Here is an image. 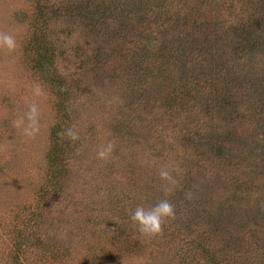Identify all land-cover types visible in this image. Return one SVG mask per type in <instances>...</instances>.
I'll return each instance as SVG.
<instances>
[{"label":"rangeland","instance_id":"1","mask_svg":"<svg viewBox=\"0 0 264 264\" xmlns=\"http://www.w3.org/2000/svg\"><path fill=\"white\" fill-rule=\"evenodd\" d=\"M0 33V264H264V0H0Z\"/></svg>","mask_w":264,"mask_h":264},{"label":"clouds","instance_id":"2","mask_svg":"<svg viewBox=\"0 0 264 264\" xmlns=\"http://www.w3.org/2000/svg\"><path fill=\"white\" fill-rule=\"evenodd\" d=\"M16 41L12 35L6 33H0V47H6L9 50L16 48ZM32 113L35 114V106L31 109ZM67 134L72 138L76 139V134L72 129H68ZM113 149V145L109 143L104 148L98 151L97 155L103 159ZM161 179L166 180L169 184L174 185L175 181L172 180L170 174L166 170H161L159 173ZM171 187H166L165 192L170 193ZM175 215L173 205L168 199H162L150 207H144L137 205L134 211L130 212L129 219L137 229L147 235H156L162 231V225L166 219L173 218Z\"/></svg>","mask_w":264,"mask_h":264},{"label":"trees","instance_id":"3","mask_svg":"<svg viewBox=\"0 0 264 264\" xmlns=\"http://www.w3.org/2000/svg\"><path fill=\"white\" fill-rule=\"evenodd\" d=\"M245 39H246V37L241 34L240 35V38H239V43L241 44L243 42V40H245ZM52 61H53V57H52V55L48 51L45 52L44 54L41 53V54L38 55L37 62H36V68H38L42 72H46L47 73V71H45L47 69L46 67ZM230 76H231V73H228L227 74V77H230ZM53 150L55 152V157L58 160L59 159L58 157L60 155V152H57V150H55V149H53ZM54 172H55V170H52V179L54 177L53 176L54 175ZM205 253L209 255V252L207 250L205 251Z\"/></svg>","mask_w":264,"mask_h":264}]
</instances>
